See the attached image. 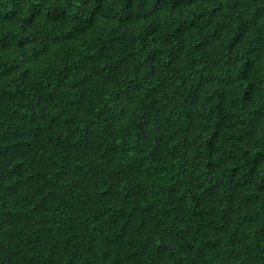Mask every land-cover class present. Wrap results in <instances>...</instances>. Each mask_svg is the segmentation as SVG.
I'll return each instance as SVG.
<instances>
[{
    "label": "clouds",
    "instance_id": "clouds-1",
    "mask_svg": "<svg viewBox=\"0 0 264 264\" xmlns=\"http://www.w3.org/2000/svg\"><path fill=\"white\" fill-rule=\"evenodd\" d=\"M0 264H264V0H0Z\"/></svg>",
    "mask_w": 264,
    "mask_h": 264
}]
</instances>
